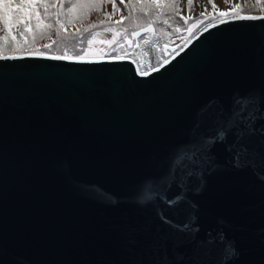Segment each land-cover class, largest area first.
<instances>
[{
	"label": "water",
	"instance_id": "water-1",
	"mask_svg": "<svg viewBox=\"0 0 264 264\" xmlns=\"http://www.w3.org/2000/svg\"><path fill=\"white\" fill-rule=\"evenodd\" d=\"M165 60L0 56V264H264V14Z\"/></svg>",
	"mask_w": 264,
	"mask_h": 264
},
{
	"label": "trees",
	"instance_id": "trees-1",
	"mask_svg": "<svg viewBox=\"0 0 264 264\" xmlns=\"http://www.w3.org/2000/svg\"><path fill=\"white\" fill-rule=\"evenodd\" d=\"M32 1V8L27 13L30 31L28 32V44L39 38L49 40V44L39 48H24L15 44L7 32L0 35L2 47L6 50H20L21 53L38 52L67 57H83L86 43L98 30L116 28L121 32V38L125 42L131 33L148 24H152L156 33L162 38L166 48L174 47L180 42L175 31L186 33L187 21L181 16L180 0H26ZM202 1V0H200ZM5 3L19 5L11 0ZM115 4V10L113 5ZM36 5L43 7L44 12L39 15ZM187 8L189 2H185ZM239 14L250 12H264V0H240ZM22 13V9L12 8L7 12L9 23L16 22ZM120 15V19L115 16ZM0 17L3 25L5 21L4 9L0 6ZM8 43V44H7Z\"/></svg>",
	"mask_w": 264,
	"mask_h": 264
},
{
	"label": "rangeland",
	"instance_id": "rangeland-1",
	"mask_svg": "<svg viewBox=\"0 0 264 264\" xmlns=\"http://www.w3.org/2000/svg\"><path fill=\"white\" fill-rule=\"evenodd\" d=\"M117 1V0H116ZM120 2V0H118ZM158 1V0H149ZM17 4L31 5V7H24L20 18L14 22L9 23L10 37L15 40V44L22 45L24 48H39L43 45L49 44V40L45 38H39L30 45L28 44V32L30 31L29 21L27 13L30 12L33 4L32 1L26 0H11ZM185 2L190 3V7L187 8ZM240 0H180V13L181 16L187 21L188 29L186 33H182L181 30H176V36L180 38V42L175 47L166 48L162 43V38L159 33L148 32L142 34V36L133 38L129 44L124 43L121 38V32L116 28L98 30L93 37L86 43L84 49V56L87 58H99L102 56H125L131 59L137 69L140 72H147L152 68L159 65L166 59L171 52L183 44L189 36L197 29L201 22L209 17L221 16L220 13L224 12L227 15H233V9L238 8ZM215 5V8L213 7ZM36 9L39 15H42L44 9L40 5H36ZM262 12H254L250 14H260ZM239 14L237 11L235 15ZM226 16V15H225ZM115 19L119 20L120 15L115 16ZM6 32L0 17V35ZM129 38V37H126ZM8 44V43H7ZM5 45L4 41L0 42V55H14L20 54V50H6L2 46Z\"/></svg>",
	"mask_w": 264,
	"mask_h": 264
},
{
	"label": "snow or ice",
	"instance_id": "snow-or-ice-1",
	"mask_svg": "<svg viewBox=\"0 0 264 264\" xmlns=\"http://www.w3.org/2000/svg\"><path fill=\"white\" fill-rule=\"evenodd\" d=\"M121 2H123V0H121ZM0 6H2V8L4 9V14H5V21H4V27H5V31L7 32L8 31V28H9V23H8V20H7V12L9 9H12V8H19V9H23L24 7H31V5H24V4H19V5H14V4H11V3H5L4 0H0ZM213 7L215 8V5H213ZM113 8L115 10V4L113 5ZM236 11H238V9L234 8L233 9V17L235 18V13ZM221 16H225L227 15V13H224V12H221L220 13ZM168 61L165 60V64H167ZM153 71H156L155 69H153ZM225 136V133L223 131H219L217 133V139L218 140H223ZM239 160V157L237 156V162ZM179 160H177V164H179ZM179 199V197L177 198ZM171 203V201L169 202ZM188 225H185L184 228H187ZM231 251V250H230Z\"/></svg>",
	"mask_w": 264,
	"mask_h": 264
},
{
	"label": "bare ground",
	"instance_id": "bare-ground-1",
	"mask_svg": "<svg viewBox=\"0 0 264 264\" xmlns=\"http://www.w3.org/2000/svg\"><path fill=\"white\" fill-rule=\"evenodd\" d=\"M228 17H231L230 15H226V16H218V17H210V19H207L205 20L197 29L199 30L200 28L204 27V26H207L211 23H214L215 21H218V20H221L223 18H228ZM196 29V30H197ZM194 33V32H193ZM192 33V34H193Z\"/></svg>",
	"mask_w": 264,
	"mask_h": 264
}]
</instances>
